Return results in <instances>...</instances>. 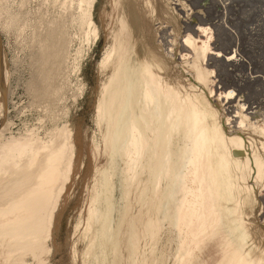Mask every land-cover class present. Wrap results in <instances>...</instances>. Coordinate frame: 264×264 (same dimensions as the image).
<instances>
[{
    "label": "bare ground",
    "instance_id": "1",
    "mask_svg": "<svg viewBox=\"0 0 264 264\" xmlns=\"http://www.w3.org/2000/svg\"><path fill=\"white\" fill-rule=\"evenodd\" d=\"M57 1L42 0L37 9V13H42L44 7L48 9L45 14H38L37 25L34 26L37 80L31 87L37 102L43 103L44 110H52L57 104L56 98L62 97L64 65L72 62L75 42L83 44L94 35L93 47H97L100 38H106L103 62L109 59L108 62H117V69L113 79L105 84V89L101 84L98 104L104 97L116 98V125L132 166L138 167L144 155L149 157L152 152L161 163L162 178L179 172L178 183L185 190L173 264H183L186 257L196 251L200 239L226 215L228 193L218 161L219 146L236 164V170L241 173L247 187L244 217L250 234L258 241L254 249L235 251L230 264H256L250 258L255 250L260 251L261 256L257 263L264 264V219H259L261 211H257L255 201L257 190L264 186V94L253 86L250 78L243 79L237 73L248 63L245 45L233 41L227 32L228 23L223 26L217 20L220 16L227 17L232 0H190L201 9L194 13L192 8L187 6L185 9L183 4H178L181 9H175L167 0H156L147 10L139 9L138 4L134 6L132 0H59L58 5ZM0 2L1 11L10 8L9 0ZM65 2L67 7L64 10L61 6ZM100 9L104 14L97 16ZM57 12L63 17L60 23L59 20L57 22ZM136 12L139 13L133 15ZM183 12L185 15H181ZM126 16L129 17V25L125 46L122 53L117 54L115 51L118 50L112 51L111 48L117 42L121 43ZM47 20H55V26L38 34L37 27L47 24ZM155 24L159 26L156 28ZM212 27L216 35L215 51L207 55L210 60L207 66L216 68L220 83L224 89L228 88L224 101L220 95L216 99L213 96L210 75L214 69L204 66L201 60L205 55L199 57L198 49H192V56L181 55L182 50L191 49L197 29L212 32ZM130 52L133 54L127 60ZM229 78L234 83L228 82ZM232 84L234 87L237 85V89H229ZM246 86L251 90L244 92ZM98 106L99 113L109 109L108 104ZM64 126L60 127L65 133L56 132L60 133L57 136H62L61 142L57 140L59 143H56L57 136L52 134L54 127L46 132L52 142L56 141L50 142L55 145L53 147L49 141V145L46 141L43 146L42 139L39 141L42 146L37 145L39 139L37 143L31 139L27 142H0V164L6 168L16 163L18 169L10 178L11 183L3 182L4 186L0 188L4 190L8 184L9 192L15 188L18 192L15 197L8 195L7 189L0 192L11 197L5 200L0 196L4 203L6 201L4 205L0 201L1 259H17L19 264H24L27 255L39 257L47 248L44 235L49 229L50 211L61 201L59 197L71 161L72 127L68 123ZM35 155H40L37 174L24 173L23 168ZM260 207L258 210L262 209ZM92 208L96 210L94 205ZM95 210L89 215L91 223Z\"/></svg>",
    "mask_w": 264,
    "mask_h": 264
},
{
    "label": "rangeland",
    "instance_id": "2",
    "mask_svg": "<svg viewBox=\"0 0 264 264\" xmlns=\"http://www.w3.org/2000/svg\"><path fill=\"white\" fill-rule=\"evenodd\" d=\"M41 1L9 0L10 8L8 7L7 11L0 10L2 13H0V142L13 140L27 142L31 139L37 143L39 139L38 146H42V143L43 146L46 145L44 144L46 141L49 145L52 139L46 132L57 123L55 130L52 131L56 137L57 134L65 133L61 127L65 128L64 125L68 123L72 127V151L67 179L59 197L61 201L50 211L49 229L44 235L47 248L39 257L27 255L26 262L23 260L24 264L28 261V264H173L180 208L186 196L185 190L178 183L179 172L169 173L162 178L161 163L152 152L149 157L144 155L138 167L132 166L116 125L118 118L114 109L116 98L104 97L98 104L101 84L102 89H105V84L113 79L117 69V62H108L110 59L103 62L107 39L102 36L97 47H93L94 35L83 44L75 42L72 46V54L74 53L72 62L64 65V76L61 78L64 86L60 93L62 97L60 99L57 97L59 100L56 98L57 104L52 110H44L43 103L37 102L31 87L37 80L34 26L37 25L39 15L45 14L48 10L44 7L42 13L40 11L37 13ZM58 2L59 0L57 5ZM155 2L156 0H132V4L134 6L138 4L142 10L152 8ZM167 2L175 9H181V5L178 4H183L185 9L187 6L192 8L193 13L201 10L190 0ZM66 7L65 2L61 8L65 10ZM219 8L221 7L218 6ZM100 13L104 14V11L97 10V16ZM57 14H59L57 22L59 20L60 23L63 17H60V12ZM181 15H185L184 12ZM133 18L136 22V18ZM217 20L223 26L228 23L227 32L233 41L245 45L248 63L237 73L241 74L243 79L250 78L253 86L264 94V0H232L227 17L220 16ZM54 22L55 20H47V24L37 27V33L45 32L52 25L54 27ZM125 25L120 35L121 43L117 42V45L111 48L112 51L118 50L115 51L117 54L122 53L125 46L124 40L129 25L127 16ZM155 25L156 28L159 26ZM212 32L197 29L193 36L194 42L190 45L191 49L182 50L181 55L192 56V49H198L199 57L205 55L201 61L207 66L210 62L208 56L215 51L214 28ZM129 50L134 51V48ZM131 54L133 52L128 54L127 60ZM207 67L214 69L210 75L211 91L214 94L212 95L215 99L220 95L223 99L221 101H224L223 96L226 95L228 88L224 89L220 83L216 68L209 65ZM111 72L112 74L108 75ZM227 81L234 83L231 78ZM235 87L232 84L229 89H237ZM247 87L244 92L249 90L250 87ZM215 102L218 103V100ZM105 104L109 105V109L99 113L98 105ZM58 136L56 141L60 139L61 142L62 136ZM56 141L53 140L54 143ZM52 143L51 146L54 145ZM221 148L218 147L220 154L218 161L228 193V209L223 221L200 239L196 251L190 257H186L183 264H230L235 251L241 248L248 251L258 245V241L250 234L244 217L247 187L242 181L241 173L236 170V164L230 161L229 154L221 151ZM39 156H33L22 171L26 174H37ZM15 164L11 163L6 168L0 164V188L4 186L3 182L6 184L16 175L18 169ZM7 185L5 189L8 191ZM4 190L1 189L0 192ZM15 190L13 192L10 190L8 191L10 194H7L15 197L18 193ZM4 193H0L2 194L0 196L6 198L5 200L11 198ZM256 196H258L255 200L256 209L258 212L261 211L258 213L259 219L261 217L264 219V186L257 190ZM0 201L3 202V198ZM93 205L96 210L92 208ZM88 207L90 208L87 209ZM94 210L91 223L89 215ZM259 252L255 250L250 255L256 264H259L257 262L261 258ZM11 263L19 264L17 259L6 261L0 257V264Z\"/></svg>",
    "mask_w": 264,
    "mask_h": 264
}]
</instances>
